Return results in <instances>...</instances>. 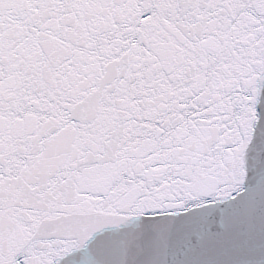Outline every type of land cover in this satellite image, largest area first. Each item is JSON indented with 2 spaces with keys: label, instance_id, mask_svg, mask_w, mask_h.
Returning a JSON list of instances; mask_svg holds the SVG:
<instances>
[{
  "label": "snow or ice",
  "instance_id": "6c2138e0",
  "mask_svg": "<svg viewBox=\"0 0 264 264\" xmlns=\"http://www.w3.org/2000/svg\"><path fill=\"white\" fill-rule=\"evenodd\" d=\"M0 264H264V0H0Z\"/></svg>",
  "mask_w": 264,
  "mask_h": 264
}]
</instances>
